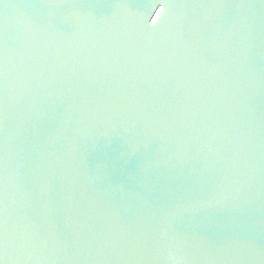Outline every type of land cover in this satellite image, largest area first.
Instances as JSON below:
<instances>
[{"label": "water", "instance_id": "1", "mask_svg": "<svg viewBox=\"0 0 264 264\" xmlns=\"http://www.w3.org/2000/svg\"><path fill=\"white\" fill-rule=\"evenodd\" d=\"M0 264H264V0H0Z\"/></svg>", "mask_w": 264, "mask_h": 264}]
</instances>
